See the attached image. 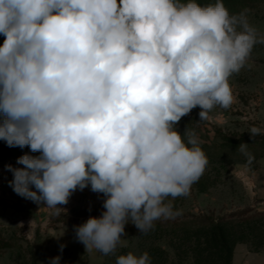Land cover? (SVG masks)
<instances>
[{"label": "clouds", "instance_id": "9594fccd", "mask_svg": "<svg viewBox=\"0 0 264 264\" xmlns=\"http://www.w3.org/2000/svg\"><path fill=\"white\" fill-rule=\"evenodd\" d=\"M0 34V140L39 153L5 166L9 186L55 215L77 190L102 193L105 211L74 231L103 255L126 224L146 234L177 214L169 198L187 195L208 160L176 124L197 106L200 121L228 109L230 76L264 43L222 0H0ZM248 145L238 150L250 164ZM116 264L151 258L128 252Z\"/></svg>", "mask_w": 264, "mask_h": 264}, {"label": "rangeland", "instance_id": "374dc122", "mask_svg": "<svg viewBox=\"0 0 264 264\" xmlns=\"http://www.w3.org/2000/svg\"><path fill=\"white\" fill-rule=\"evenodd\" d=\"M226 9L230 14L243 13L258 35H264V2L254 7L238 5ZM4 39L0 34V46ZM229 85L234 103L228 109L214 108L209 113L213 119L209 121H200L199 106L188 114L199 123V128L189 132H194L206 145H217L221 141L215 136L216 129L235 136L248 132L252 126L264 128V43L254 45L244 67L230 76ZM217 116H222V121L218 122ZM201 148L208 160L205 171L187 195L169 198L177 213L171 218L188 213L219 216L246 207L264 211V157H254L249 164L243 155L230 151L215 154L212 147ZM25 153L39 155L27 147H9L0 140V236L12 242L11 246L0 250V264H50L51 258L58 255L61 256L59 264H67V261L105 264L128 252L136 255L147 252L165 264H195L191 256L173 249L171 235H135L136 227L132 223L125 225L126 235L114 254L86 251L76 239L74 226L84 223L90 216L99 217L105 211L104 195L92 192L90 186L83 191L77 190L66 205H58L66 210L59 215L17 195L9 186L13 176L5 166L23 167L16 161ZM32 219L35 223L30 226ZM41 221L46 223L41 224ZM242 237L246 241L236 244L232 264H264V241L260 242L261 238L249 227L244 228Z\"/></svg>", "mask_w": 264, "mask_h": 264}, {"label": "trees", "instance_id": "16d2710c", "mask_svg": "<svg viewBox=\"0 0 264 264\" xmlns=\"http://www.w3.org/2000/svg\"><path fill=\"white\" fill-rule=\"evenodd\" d=\"M187 2V0H185ZM200 5L215 3L216 0H195ZM264 0H222L226 8L246 5L254 7ZM176 130L181 134L187 130L199 128V123L191 116H184L176 124ZM216 137L220 142L216 145H206L200 142V146L209 149L212 147L215 154L234 152L243 155L238 146L247 143L248 152L255 158L264 157V136L253 139L249 132L240 135H228L220 129H216ZM27 147V146H26ZM28 148V147H27ZM244 156V155H243ZM250 228L256 236L264 241V211H255L252 207H246L228 214L216 216L213 213H188L173 218L154 221L153 228L146 234H141L136 228L135 235H151L153 233H166L171 235L172 246L177 253H186L192 257L195 264H232L235 246L238 242L246 241L242 237L244 228ZM12 245L10 240L0 236V250ZM161 251V247H158ZM163 251V250H162ZM151 258V264H165L159 258ZM116 263L108 261L105 264ZM67 264H72L67 261ZM83 264H89L87 262Z\"/></svg>", "mask_w": 264, "mask_h": 264}]
</instances>
